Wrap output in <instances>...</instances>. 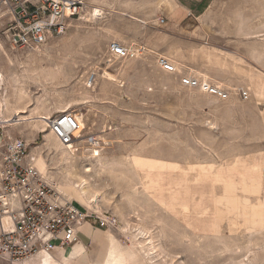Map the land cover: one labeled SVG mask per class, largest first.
I'll return each mask as SVG.
<instances>
[{
    "label": "rangeland",
    "instance_id": "1",
    "mask_svg": "<svg viewBox=\"0 0 264 264\" xmlns=\"http://www.w3.org/2000/svg\"><path fill=\"white\" fill-rule=\"evenodd\" d=\"M178 3L192 10L181 21ZM7 22L0 114L28 120L7 123L2 143L23 139L48 183L84 212L113 218L114 239L139 258L149 235L163 253L157 264H264V0H83L36 49L11 47ZM112 41L143 50L118 57ZM160 55L178 72L162 70ZM184 75L229 96L184 86ZM63 111L85 126L70 146L36 121Z\"/></svg>",
    "mask_w": 264,
    "mask_h": 264
},
{
    "label": "built area",
    "instance_id": "2",
    "mask_svg": "<svg viewBox=\"0 0 264 264\" xmlns=\"http://www.w3.org/2000/svg\"><path fill=\"white\" fill-rule=\"evenodd\" d=\"M83 0H0V22L8 18L1 32L13 48L36 49L52 34L64 32L67 19L77 16ZM160 24L164 18H159ZM108 50L118 57L136 55L142 48L131 51L117 41L110 42ZM158 66L177 73L175 64L165 56L157 57ZM182 85L197 87L205 93L226 100L228 90L213 83L200 81L192 75L180 78ZM2 88L0 77V92ZM243 99L248 91L239 89ZM0 114V138L8 119ZM46 125L64 146L72 145L79 129L73 114L60 112L46 119ZM0 139V259L11 264L30 259L35 254L49 252L55 247L76 241L78 228L87 220L103 226L114 225L113 218L88 214L56 191L41 173L27 161V144L21 138L6 136ZM88 143L95 138L89 135Z\"/></svg>",
    "mask_w": 264,
    "mask_h": 264
},
{
    "label": "crops",
    "instance_id": "3",
    "mask_svg": "<svg viewBox=\"0 0 264 264\" xmlns=\"http://www.w3.org/2000/svg\"><path fill=\"white\" fill-rule=\"evenodd\" d=\"M196 4L195 6H198ZM191 9L181 3H178L172 10L173 18L181 21L191 13ZM260 173L261 180L264 182V146L260 151ZM263 191V189H262ZM109 226L94 224L91 220H87L80 225L76 234V241L67 246H60L55 243V247L49 251L50 255L56 261L62 264H97L105 259L109 251L107 241H110L111 229ZM114 237V236H113ZM107 250V251H106ZM63 260V261H62ZM0 262L4 260L0 259ZM5 263H8L5 261ZM10 264V263H9ZM122 264H133L126 261ZM145 264V263H144ZM150 264V263H146Z\"/></svg>",
    "mask_w": 264,
    "mask_h": 264
},
{
    "label": "bare ground",
    "instance_id": "4",
    "mask_svg": "<svg viewBox=\"0 0 264 264\" xmlns=\"http://www.w3.org/2000/svg\"><path fill=\"white\" fill-rule=\"evenodd\" d=\"M103 77H107L109 79L112 78L111 75L108 74V73H105V75H103ZM2 108H3L2 107V102L0 100V113H1ZM9 108L11 109L10 106H9ZM21 113L22 112H18V114H16V115L12 114V115H14L12 117H15V118H13V119H12V117L9 118L7 120L8 121L7 122L8 125H14V124H17L19 122L28 120V119H25V117H23V115ZM74 117L78 120V123H79V129L74 132V135L76 137H79V134H80L81 130L84 129L85 126H84V123L82 122V120L79 117H77V115L74 114ZM46 119H47L46 116H41L40 115V116H37L36 121H39L41 123L46 124ZM94 152H95L94 155H98L99 154V152L97 150H94ZM84 181H86V180H84ZM88 184H89V182H88ZM69 191H71V193L74 196L82 199V201L87 202L84 198H81L82 196H80V193L77 192L76 189H69ZM72 194H70V195H72ZM87 199H89V197ZM138 234L141 237H144L145 232L142 231V229H141V230H139ZM145 240H147L146 246L144 248H142L143 249V255H142L141 258H139V257H137L136 253L131 252L128 248L121 247L120 244L116 241V239H114V237L110 234V241H107V244L108 245L111 244V247H109V251H108L107 256L105 257V259L102 260L100 263H97V264H122V263H124L126 261H129V262H131L133 264H141L142 263V261H141L142 258L147 263L157 264V261H156L158 259L157 257L159 255L161 257H163V253H161V254L157 253L156 246L154 244H152L151 237L149 235L146 236ZM250 263H251V261H250ZM13 264H16V263H13ZM22 264H62V263H60V262L56 261L55 259H53L52 256L50 255V253L42 251V252H39V253L35 254L33 257H31L29 260L23 262Z\"/></svg>",
    "mask_w": 264,
    "mask_h": 264
}]
</instances>
